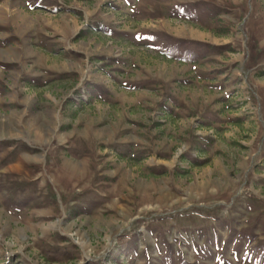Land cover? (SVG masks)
<instances>
[{"label":"rangeland","instance_id":"rangeland-1","mask_svg":"<svg viewBox=\"0 0 264 264\" xmlns=\"http://www.w3.org/2000/svg\"><path fill=\"white\" fill-rule=\"evenodd\" d=\"M0 264H264V0H0Z\"/></svg>","mask_w":264,"mask_h":264},{"label":"trees","instance_id":"trees-1","mask_svg":"<svg viewBox=\"0 0 264 264\" xmlns=\"http://www.w3.org/2000/svg\"><path fill=\"white\" fill-rule=\"evenodd\" d=\"M154 48H155V50L157 51V52H159L162 56H164V57H168V58H170V59H172L173 57L174 58H179V59H181V58H183V59H185L183 56H177V54H175L171 49V47H165V46H154ZM172 57V58H171ZM185 60H187V61H196V58H194V57H190V58H186Z\"/></svg>","mask_w":264,"mask_h":264}]
</instances>
